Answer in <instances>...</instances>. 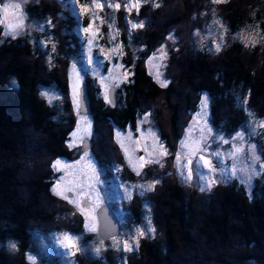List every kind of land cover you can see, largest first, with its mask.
<instances>
[{"label": "trees", "instance_id": "1", "mask_svg": "<svg viewBox=\"0 0 264 264\" xmlns=\"http://www.w3.org/2000/svg\"><path fill=\"white\" fill-rule=\"evenodd\" d=\"M5 1L0 0V4ZM60 1L63 7L56 9V2ZM89 1L31 0L24 7L27 23L23 29L7 34L0 23V173L4 172L0 174V209L6 210H0V264H30L26 253L33 237L31 231L76 235L83 231L80 212L64 199L53 198L51 165L54 159L70 158L74 153L68 147L76 119L71 110L68 73L72 62L82 64L84 60V42L78 30L86 27L89 16L84 10L80 18L73 3L86 6ZM120 9L117 7L113 13L118 14ZM137 11L123 13L121 19L115 20L120 32L116 37L120 59H124L123 67L129 72L128 82L123 85L125 95L122 97L116 88L117 99L111 105L97 94L93 80L83 79L90 117L96 124L105 122L107 137L114 140L110 146L109 141L103 144L90 139L91 148H98H90L93 157L105 172L106 168L112 173L120 164V177L130 181H135L136 176L111 135L114 126L134 127L144 103L142 98L147 100L145 110L160 101V105L166 102L171 111L177 112V105H191L189 96L206 93L214 118L222 113L220 108L224 105L238 116L229 123L234 125L232 130L245 125L249 113L255 117L264 115V44H245L235 36L253 23H258L264 32V0H139ZM213 11L219 12L227 24L230 40L225 39L219 54L214 55L194 43L182 49L185 42L179 39L178 50L183 51L184 60H174L177 53L167 48L170 56L166 64L176 72L185 63L184 70L178 76H170L176 79L173 84L161 87L137 59L138 54L146 61L153 50L167 41L170 29L177 35L178 29H186V25L199 28ZM133 25L140 30L125 36V30ZM180 77L184 80L180 81ZM43 89L57 92L58 97L49 101L42 95ZM157 114L158 111L153 116V128L161 143L173 151L171 141L160 130ZM171 116L169 131L174 133L175 114L172 112ZM227 118L230 120V116ZM105 146L115 152L111 154ZM150 171L144 166L140 173L152 178ZM159 176L147 194H134L120 203L129 215L133 214L131 222L135 224L142 222L143 203L147 204L156 226L150 238L139 237L137 248L128 252L106 248L95 257L76 252L70 264H264V176L255 177L249 189L236 179L217 182L206 196L198 194L195 202L186 197L189 195L178 178L168 181L164 173ZM165 203L168 212L163 214ZM108 205L115 211L116 205ZM10 242L15 245L13 249ZM236 243L249 255L242 257L243 251L234 250Z\"/></svg>", "mask_w": 264, "mask_h": 264}, {"label": "rangeland", "instance_id": "2", "mask_svg": "<svg viewBox=\"0 0 264 264\" xmlns=\"http://www.w3.org/2000/svg\"><path fill=\"white\" fill-rule=\"evenodd\" d=\"M30 1L7 0L0 4V21H3L0 23L4 27L5 33L15 34L25 27L27 17L24 7L29 5ZM89 2L86 6L73 3L76 14L80 18L84 10L88 12L89 16L88 18L83 15L89 19V22L86 27L81 26L80 31L78 30V34L84 42V60L82 64L72 62L68 73L71 110L76 115L68 147L74 153L70 158L54 159L51 165V189L55 193L53 198L64 199L68 205L75 207L80 212L84 221L83 231L79 235L52 232V230L44 234L31 231L30 235L33 237L26 253V261L30 264H48L43 261H50L49 264H70L73 262V255L76 252L95 257L106 248L124 252L135 250L138 238H150L153 231H156V226L149 214L148 209L150 210V208L145 202L143 203L144 212L141 214L142 222L137 224L131 222L134 218L133 214L129 215L120 203L128 201L134 194H147L152 190L154 182H158L157 179L161 177L159 175L162 173L168 181L178 178L183 189L189 195L186 197L193 199V202L198 198L196 197L198 194V196H206L208 190L212 189V185L217 182L228 183L236 179L249 189L255 177L264 176V149H261L262 145L264 147V115L255 117L249 113L246 115L248 118L246 124L232 130L234 125L229 123L232 117L236 116L235 113L224 105L223 108H220L222 111L220 116L214 118L210 114L209 98L206 93H200L198 97L189 96L188 102L191 105H177V112L175 109L171 111V105L166 102L164 105H160V101L152 103L154 109L151 107L150 110H145L147 100L142 98L141 101L144 103L133 124L134 127L126 126L121 129L114 126L111 137L117 141L126 163L136 176L133 177L135 181L120 177V164L112 170V173L106 168L107 172H105L93 157L94 154L91 150L96 149L97 151L96 145L90 147L91 150H81V139L84 137L95 142L100 140L103 144L109 141L110 146L114 141H110L107 137L108 125H105V122L94 123L95 120L90 117L89 112H84L79 108L78 86L84 78H89L93 80L92 85L97 94L104 99L107 98L106 89L110 85L118 88L122 97L125 95L123 85L128 82L129 72L123 67L125 66L124 59H120V43L116 39L120 32L115 27V20L116 18L121 19L123 13L125 15L138 13L139 0H91ZM8 3H20L21 8L18 12L15 9H10L8 19H5L3 6ZM58 4L59 2H56V9H62L63 1H60L59 6ZM117 5L122 10H118L119 13L115 14L113 11ZM13 13L19 17L18 21L13 19ZM220 15L219 12L213 11L209 20L201 27L190 29L189 25H186V29H178L177 35L170 29L167 41L163 42L158 49L153 50L146 61L143 56H140L141 53L138 54L137 59L142 62L143 66H147V72L160 86L162 82L166 86L173 84L176 79L172 77L171 80L170 76H176L180 70L183 71L185 63L180 68L178 66L176 72L170 71L166 64L170 56L167 48L173 49L177 53L174 60L178 61L184 60L183 51L178 50L179 39L185 42L182 49L194 43L196 46L204 47L211 53L214 52V55H218L222 49L223 41L230 40L226 33L227 24L220 19ZM17 22L20 27L13 32L9 23ZM136 29L140 30L133 26L124 29L125 36L136 32ZM235 36L245 44H264V32L258 23L245 26ZM140 46L143 48L142 44ZM179 79L180 81L184 80L182 77ZM145 89L147 88L143 90ZM41 93L49 101H54L58 97V93L55 91L43 89ZM44 104L46 103L44 102ZM51 104L54 106L53 103ZM192 105L193 107H191ZM156 109L160 130L166 134L168 141H171L173 151H169L161 143L157 131L153 128L155 119L153 116H156ZM228 111L229 113H227ZM172 112L175 114L174 133L169 131V118L172 117ZM229 116L230 120L227 118ZM236 117L238 118V116ZM110 146H105V148L112 154L115 151ZM101 156L109 161L107 156ZM57 161H60L59 165H56ZM104 164L107 163L104 162ZM144 166L151 169L148 174L151 173L152 178H147L145 174L140 173ZM3 173L0 174L3 175ZM105 174L111 179L105 177ZM1 175L0 180L2 179ZM191 190L193 194L190 193ZM67 192L71 193L70 197L66 195ZM204 192L206 194H203ZM102 203L116 205L115 213L120 225L118 235L107 241L95 237L97 229L95 210ZM197 203L194 204L197 205ZM164 206L165 209L161 211L163 214L168 212V205L165 203ZM0 210L6 211L5 209ZM158 216H160V212ZM154 221L156 223V220ZM13 245L10 242L11 249L14 248ZM233 248L240 251L241 244L236 243ZM262 249L264 251L263 247ZM241 251H243L241 252L242 257L246 254L249 255L248 252Z\"/></svg>", "mask_w": 264, "mask_h": 264}, {"label": "water", "instance_id": "3", "mask_svg": "<svg viewBox=\"0 0 264 264\" xmlns=\"http://www.w3.org/2000/svg\"><path fill=\"white\" fill-rule=\"evenodd\" d=\"M107 90V100L113 105L117 99L116 87L114 85L108 86ZM78 98H79V108L84 112H89V97L87 93V84L81 81L78 86ZM91 147V141L89 138L84 137L81 139V150L86 151ZM67 196L70 197L71 193L67 192ZM95 215L97 219V229L96 235L98 239L105 240L119 232L120 225L113 208L107 203H102L95 210Z\"/></svg>", "mask_w": 264, "mask_h": 264}, {"label": "snow or ice", "instance_id": "4", "mask_svg": "<svg viewBox=\"0 0 264 264\" xmlns=\"http://www.w3.org/2000/svg\"><path fill=\"white\" fill-rule=\"evenodd\" d=\"M157 6H159V5H157ZM117 7H119V6L117 5ZM20 8H21V4L20 3H8V4H4L3 11L5 13V19H8V13H9V10L10 9H15L18 12V10ZM12 17H13V19H15L17 21L19 19V17L16 15V13H13L12 14ZM0 22H3V21H0ZM139 26L142 27L143 25L141 24ZM9 27H10V29L13 30V32H15V30L20 27V24H19V22L15 23V24L9 23ZM133 27H137V25H133ZM161 86H166V85L162 82V85ZM204 102L206 104V100ZM85 156H87V153H85ZM59 164H60V161H57L56 162V165H59ZM141 234H143V233H141ZM13 247H15V245H13Z\"/></svg>", "mask_w": 264, "mask_h": 264}]
</instances>
